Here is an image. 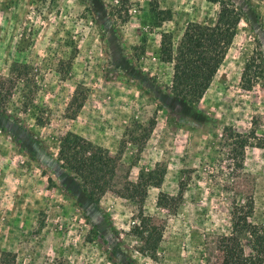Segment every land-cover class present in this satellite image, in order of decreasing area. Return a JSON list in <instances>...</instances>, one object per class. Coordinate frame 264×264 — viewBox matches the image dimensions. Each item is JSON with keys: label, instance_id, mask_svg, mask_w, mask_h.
Segmentation results:
<instances>
[{"label": "rangeland", "instance_id": "obj_1", "mask_svg": "<svg viewBox=\"0 0 264 264\" xmlns=\"http://www.w3.org/2000/svg\"><path fill=\"white\" fill-rule=\"evenodd\" d=\"M226 1L242 19L192 105L171 91L162 34L213 24L218 3L0 0V264H218L234 205L252 199L264 226V0ZM67 132L115 161L99 200L58 159Z\"/></svg>", "mask_w": 264, "mask_h": 264}, {"label": "trees", "instance_id": "obj_2", "mask_svg": "<svg viewBox=\"0 0 264 264\" xmlns=\"http://www.w3.org/2000/svg\"><path fill=\"white\" fill-rule=\"evenodd\" d=\"M209 1L219 4L213 24L189 22L176 44L168 33L162 34L161 38L160 59L172 65L171 91L192 105L200 102L209 88L232 45L242 19V11L232 3L226 0ZM153 2L157 3V0ZM251 63L253 62L246 64L242 74L243 83L247 81L249 84L247 77L251 67H254V70H251L254 76L257 77L261 72L258 64L255 66ZM2 97L4 98V95ZM57 154L62 166L80 180L89 198L99 200L107 190L113 188L116 171L114 159L108 154L90 151L80 135L74 132L63 135ZM155 177L154 175V179ZM161 180L162 176H159L151 184H142L140 179L131 183L132 191L145 192L149 185L157 186ZM253 208L252 199L233 206L231 231L226 238L223 257L218 264H264V226L252 220ZM146 219L141 214L142 224ZM144 232V248L153 256L161 239V232L155 225L148 226Z\"/></svg>", "mask_w": 264, "mask_h": 264}]
</instances>
